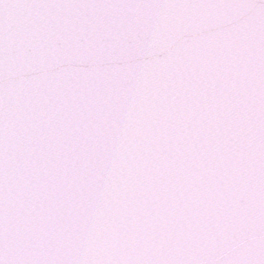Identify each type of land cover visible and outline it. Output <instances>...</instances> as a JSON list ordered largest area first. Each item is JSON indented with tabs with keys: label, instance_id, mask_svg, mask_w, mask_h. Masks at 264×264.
I'll use <instances>...</instances> for the list:
<instances>
[{
	"label": "snow or ice",
	"instance_id": "snow-or-ice-1",
	"mask_svg": "<svg viewBox=\"0 0 264 264\" xmlns=\"http://www.w3.org/2000/svg\"><path fill=\"white\" fill-rule=\"evenodd\" d=\"M0 264H264V0H0Z\"/></svg>",
	"mask_w": 264,
	"mask_h": 264
}]
</instances>
